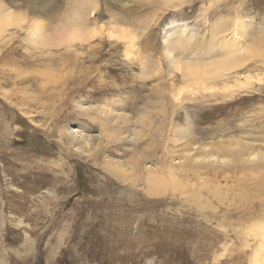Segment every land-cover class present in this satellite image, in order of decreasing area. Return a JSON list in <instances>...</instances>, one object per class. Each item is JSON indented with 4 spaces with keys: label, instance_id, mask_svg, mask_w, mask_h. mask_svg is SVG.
Returning a JSON list of instances; mask_svg holds the SVG:
<instances>
[{
    "label": "rangeland",
    "instance_id": "374dc122",
    "mask_svg": "<svg viewBox=\"0 0 264 264\" xmlns=\"http://www.w3.org/2000/svg\"><path fill=\"white\" fill-rule=\"evenodd\" d=\"M53 1L40 32L24 21L0 36V264H250L258 234L232 229L264 217V155L242 164L230 150L237 140L264 154V0ZM74 11L88 28H125L134 47L117 31L42 45L71 29ZM209 44L216 58L232 45L243 65L176 100L185 78L165 46L196 63ZM77 131L88 144L70 137ZM205 144L216 159L180 180L197 197L169 182L161 195L163 183L143 189L146 165L158 175L172 151ZM228 152L232 164L218 159ZM112 162L137 172L120 181Z\"/></svg>",
    "mask_w": 264,
    "mask_h": 264
},
{
    "label": "bare ground",
    "instance_id": "6f19581e",
    "mask_svg": "<svg viewBox=\"0 0 264 264\" xmlns=\"http://www.w3.org/2000/svg\"><path fill=\"white\" fill-rule=\"evenodd\" d=\"M121 2H125L124 0H122ZM54 1L53 0H50V1H47L46 0H32L31 1V4L29 6H26V8L23 10V11H17V10H14V9H8L6 7H4L3 5H0V36L3 35L7 30L8 28L10 29V27H14V26H20L21 23H23L24 21H27V23H30L31 26L34 28V30H37L36 32H40L38 30H42L43 28V24L42 22L40 21L41 19L39 18V16L42 14L44 15V13H48L51 9H53L54 7ZM73 16H74V20L75 22H72V25H71V29L67 31V33L65 35L60 36V38H57V37H51V38H47L45 36V40L44 41H40L42 45H60L61 42H69V43H73L75 41H84V40H91L93 39V37H96V36H101L102 33L104 34H107V36L109 38H113L114 37V34L116 32L117 34V37H119L118 40H121L123 41V39L126 40L127 43H129L130 47H134V39H135V36L129 31H127L125 28H122V29H119V30H116L115 29V26L114 25H111L109 28H106L105 26L101 25L98 29L94 28V27H91V28H88L87 27V23L85 24L84 22V18L83 15H76V11H74V13H72ZM78 14H80L78 12ZM95 15V14H93ZM92 15V16H93ZM71 19V18H70ZM71 22V20H70ZM71 24V23H70ZM112 24V23H111ZM64 25V24H63ZM62 25V26H63ZM110 25V24H109ZM108 25V26H109ZM23 26V25H22ZM69 26V25H67ZM45 28V27H44ZM106 28V29H104ZM111 28V29H110ZM182 35H185V30L182 31ZM101 38V37H100ZM97 39V38H96ZM89 40V41H90ZM84 41V42H86ZM83 42V43H84ZM88 42V41H87ZM125 42V43H126ZM63 44V43H62ZM68 43H65V45H67ZM87 44V43H86ZM70 45V44H69ZM90 46V44H88ZM211 44L207 45L208 48L205 50L206 54L208 51H210L211 48H213L215 45H213V47L210 46ZM80 46V45H79ZM230 46V50L231 51L230 53L228 54H225L222 55L223 56H220V57H209L210 55H208L210 52H208V57L206 56H202L199 55L197 58L198 61H196V63L194 62H189V61H185V62H182V59H179L178 57H175V55L173 56V50L177 49V47H169V45H166L165 46V55L171 57L170 60L171 63H172V66L175 70L177 71H181L182 73V76L185 78V83L186 85L183 86L182 88H179L178 90L176 89L177 93L175 95H173V93H169L170 95H172V97L174 96L175 99L176 98H180L179 96L185 92L186 90L187 91H190L192 93H194V90L197 91V88H202V89H207V90H210L211 88H213L215 85H214V82H210L208 80H211L213 78V76L215 75V77H219L220 75V71H221V74H223V71H225L226 73V70L228 69H235L237 67H240L242 66L244 62H242L246 57H240V55H237L236 51L233 50V46L232 45H228ZM69 47V46H68ZM229 48V47H228ZM96 49V48H95ZM185 48H183L184 50ZM203 49V48H202ZM98 50V49H97ZM201 50V49H199ZM203 50V51H204ZM213 50V49H211ZM239 51H244V50H239ZM201 52V51H200ZM199 52V53H200ZM214 52V51H213ZM212 53V52H211ZM205 54V53H204ZM203 54V55H204ZM216 56V54H215ZM247 61V60H246ZM245 61V62H246ZM194 63V64H193ZM93 65V64H92ZM224 75V74H223ZM224 77V76H222ZM228 77V76H227ZM84 78V77H83ZM253 78V77H251ZM216 79V78H215ZM250 79V78H249ZM248 80V79H247ZM252 80V79H251ZM260 80V79H259ZM237 82H243V81H239V80H236ZM245 85L248 83L250 84L249 82H246V80L244 81ZM240 85V83H239ZM81 87V86H80ZM184 90V91H183ZM183 91V92H182ZM195 91V92H196ZM223 91V90H222ZM225 91V90H224ZM189 92V93H190ZM198 92V91H197ZM214 92V90H213ZM186 93V92H185ZM209 95V94H208ZM227 96V95H226ZM182 97V96H181ZM228 97V96H227ZM226 99V98H225ZM177 100V99H176ZM183 100V97L182 99ZM125 121V120H123ZM68 133H70L68 131ZM74 133V132H73ZM71 134L70 137H72V139L75 141V140H78V141H82V144L85 145V144H88V139L87 140H84L82 139V135L79 134V132L77 131L76 134ZM90 136V135H89ZM91 137V136H90ZM92 138V137H91ZM68 139V138H67ZM235 144H234V150H230L231 153H234L236 155V152H237V155L239 156L238 157V161L242 164H250L251 162H255L256 160L255 159H260V156H263L264 154L260 153V152H248L249 150V147L248 145H245L243 144L241 141H234ZM194 143V142H193ZM208 143V142H207ZM91 144V143H90ZM94 144V143H92ZM232 144V143H231ZM230 144V145H231ZM96 145V144H94ZM218 145V143H217ZM98 146V145H97ZM194 147H188L187 149L185 150H182V152H180L178 154L177 151H180V150H176V151H172L171 153V158L169 160V169L168 171H166L164 169V166L159 169V172H158V175H155V173L153 174V176L151 175V168L152 166H149V165H146L145 167V170H146V176L143 177V181L141 182L142 184H144L145 186L142 185L143 189H145L147 192L151 190V182H156V185L155 183H152L154 184V186L156 187V189L159 187V185L161 183L162 186H161V189H160V193L157 192L158 194L157 195H161L162 193V189H164V191L166 190V184L167 182H169L171 184V191L175 193V191L177 192L178 190H181L183 193V196L186 197V199L188 200V197H197L199 194H197V192H187L185 191L186 188H188L187 186V183L186 184H183V182L181 183L180 180H184L185 178H188L189 176V173H194L195 175H198L199 174V169L201 167L202 164H205L206 161H212L215 158L216 154L215 152H218L217 149H215L216 147H214L212 144H205L204 146H199L197 147V145H193ZM196 146V147H195ZM254 146V145H253ZM91 147V146H89ZM222 147V146H221ZM226 148V146H224ZM252 147V146H251ZM250 147V148H251ZM255 147V146H254ZM80 148V147H79ZM171 148V146H169V149ZM80 149H83V148H80ZM252 149V148H251ZM259 149V148H258ZM220 150V149H219ZM83 151V150H82ZM167 151H168V148H167ZM171 151V149H170ZM251 151V150H250ZM177 152V153H175ZM88 153V152H87ZM221 153V152H220ZM224 153V152H223ZM231 153H227L228 155H230L231 157H228L226 155H221L218 157L219 160H222V161H230L231 160V164L233 163L234 161V158H236L235 156H233V154ZM170 154V153H169ZM197 154V155H196ZM201 154V155H200ZM195 155V156H194ZM217 157V156H216ZM264 158V157H263ZM162 161V160H161ZM168 161V160H167ZM237 161V163H239ZM113 163V162H112ZM216 163V162H215ZM129 164V163H128ZM252 164V163H251ZM261 164V163H260ZM112 166H116L117 168H121L122 172L121 174L119 175V180L120 181H125L126 179H132V175H135L133 172H137L135 171V168L131 165L130 167L128 166V170H126L123 166V164L120 162H117V163H113L111 164ZM236 165V164H235ZM234 165V166H235ZM264 165V164H263ZM135 166V164H134ZM137 166V165H136ZM167 166V165H166ZM116 167L114 168L115 171L119 172L118 170H116ZM160 167V166H158ZM230 167V166H229ZM259 167H262V166H259ZM113 169V168H112ZM231 169V168H230ZM110 170V169H109ZM237 171V170H236ZM243 171V170H242ZM202 173V172H201ZM226 173V172H225ZM113 174V172H112ZM183 174V175H182ZM224 174V173H223ZM263 174V172H262ZM182 175V176H181ZM248 175V174H247ZM181 176V177H179ZM254 176V175H253ZM260 176V174H259ZM262 176V175H261ZM243 177V176H242ZM246 177V176H245ZM250 177V176H249ZM263 177V176H262ZM167 178V179H165ZM193 178V177H192ZM222 178V176H221ZM236 178V176H235ZM239 178V177H237ZM258 178V177H257ZM191 179V178H190ZM194 179V178H193ZM220 179V178H219ZM233 179V178H232ZM246 179V178H245ZM250 179V178H248ZM137 180V179H136ZM140 180V179H139ZM169 180V181H168ZM201 180V179H200ZM210 180V178H209ZM228 180V179H227ZM240 180V179H239ZM253 180H256V179H253ZM189 181V179H188ZM208 181V180H207ZM236 181V180H235ZM245 181V180H244ZM243 181V182H244ZM247 181V180H246ZM260 181V179H259ZM133 182V181H131ZM187 182V180H186ZM190 182V181H189ZM218 182V181H217ZM225 182V181H224ZM232 182V181H230ZM237 182V181H236ZM249 181H247L248 183ZM206 183V182H205ZM238 183V182H237ZM236 183V184H237ZM241 183V181H240ZM260 183V182H258ZM212 184V183H211ZM217 184V183H216ZM235 184V183H234ZM239 184V183H238ZM242 184V183H241ZM240 184V185H241ZM213 185V184H212ZM222 185V184H221ZM244 185V184H243ZM141 186V185H140ZM170 186V185H169ZM207 186V185H206ZM239 186V185H238ZM245 186V185H244ZM168 187V186H167ZM236 187V186H235ZM263 187V186H262ZM216 188V187H215ZM156 189H153V192L151 191L149 194L153 195V194H156L154 191H156ZM190 189V188H189ZM234 190V189H233ZM232 190V191H233ZM264 190V189H263ZM170 191V192H171ZM209 192V190H208ZM218 192V191H217ZM259 192V191H258ZM257 192V194H258ZM253 193V192H252ZM261 193V192H259ZM251 194V193H250ZM166 196V195H164ZM182 196V195H181ZM219 196V195H218ZM251 196V195H250ZM169 196H167L168 198ZM261 197V196H260ZM171 198V197H170ZM177 198V197H176ZM174 198V199H176ZM250 198V197H248ZM254 199V197H252ZM179 199V198H178ZM185 199V198H184ZM252 199V200H253ZM263 199V198H262ZM166 201V200H165ZM182 201V200H181ZM174 202V201H173ZM244 202H246L244 200ZM189 203V202H187ZM196 203V202H195ZM222 203V201H221ZM220 203V204H221ZM243 203V202H242ZM185 204V203H184ZM191 205V204H190ZM201 205V203H200ZM192 206V205H191ZM224 206V205H223ZM248 206V205H247ZM187 207H189L187 205ZM194 207V206H193ZM213 207V206H212ZM239 207V206H238ZM237 207V208H238ZM250 207V206H249ZM261 207V206H260ZM191 208V207H189ZM244 208V207H242ZM254 208V207H253ZM208 209V208H207ZM249 209V208H248ZM257 209V208H256ZM259 209V208H258ZM221 210V209H219ZM236 210V208L234 209ZM238 210V209H237ZM247 210V209H246ZM244 209V211H246ZM262 211H259V212H262L263 215H264V207L261 208ZM215 211V210H214ZM240 211V210H239ZM242 211V210H241ZM248 211V210H247ZM257 211V210H256ZM207 212V211H206ZM243 212V211H242ZM252 212V211H250ZM254 212V211H253ZM196 213V212H195ZM222 213V212H221ZM225 213H228V212H225ZM232 213V211H231ZM261 213V214H262ZM202 214V213H201ZM208 214V213H207ZM229 214V213H228ZM227 214V215H228ZM248 214V213H247ZM246 214V215H247ZM250 214V213H249ZM258 214V213H257ZM255 214V215H257ZM203 215V214H202ZM232 215V214H231ZM262 215V216H263ZM210 216V215H209ZM224 216V215H222ZM259 216V215H258ZM206 217V215H205ZM211 217V216H210ZM225 217V216H224ZM227 217V216H226ZM233 217V216H232ZM239 217V216H238ZM242 217V216H241ZM240 217V219H241ZM213 219V217H211ZM228 219V218H227ZM226 219V220H227ZM230 219V217H229ZM239 219V218H238ZM245 219V218H244ZM202 220V218H201ZM209 220V219H208ZM236 220V219H235ZM243 220V218H242ZM225 221V220H224ZM231 221H232V218H231ZM237 221V220H236ZM235 221V222H236ZM246 221V220H244ZM206 222V221H205ZM209 222V221H208ZM213 222V221H212ZM239 222V221H238ZM243 222V221H242ZM248 222L249 224H246L245 226L243 225V227H239L238 226H234V227H237V228H233L232 229V232H234L235 234L237 235H241V234H251V236H253L254 234H258L259 236V240L257 242V246L255 247L254 245V250L253 252H250L251 254L253 253L252 257L249 259L248 256L247 258L249 260H251L250 264H264V255H263V251H264V217H256V216H250V218L248 217ZM247 222V223H248ZM198 224V223H197ZM210 224V223H209ZM233 224V223H232ZM239 224V223H238ZM240 224L242 225L241 221H240ZM196 225V224H195ZM226 225V224H225ZM229 225V224H228ZM202 225H200L201 227ZM210 226V225H209ZM211 227V226H210ZM197 228V227H196ZM199 228V227H198ZM197 228V229H198ZM214 229V227H212ZM228 230V228H227ZM225 232V231H224ZM231 233V232H230ZM253 233V235H252ZM228 235V234H227ZM236 235V236H237ZM250 237V236H249ZM228 238V237H227ZM226 238V239H227ZM261 238V239H260ZM252 239V238H251ZM230 240V239H229ZM248 239L245 240L246 243H243L244 246L245 245H248V246H245L246 247H249V244H248ZM253 241V240H252ZM244 242V241H243ZM253 242H256L255 240ZM252 242V243H253ZM227 243V242H226ZM251 244V243H250ZM255 244V243H254ZM251 246V245H250ZM252 248V247H251ZM246 250V249H245ZM251 250V249H250ZM241 252V251H240ZM247 252V251H246ZM250 254V255H251ZM249 255V254H248ZM237 256V255H236ZM234 258V257H233ZM235 259V258H234ZM246 260V258H245ZM242 261V260H241ZM240 261V262H241Z\"/></svg>",
    "mask_w": 264,
    "mask_h": 264
}]
</instances>
